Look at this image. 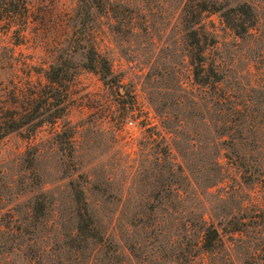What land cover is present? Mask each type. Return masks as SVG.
Listing matches in <instances>:
<instances>
[{"label": "rangeland", "instance_id": "374dc122", "mask_svg": "<svg viewBox=\"0 0 264 264\" xmlns=\"http://www.w3.org/2000/svg\"><path fill=\"white\" fill-rule=\"evenodd\" d=\"M186 1L105 0L81 25L77 0H30L22 44L0 28V114L56 59L76 66L63 119L0 139V264H264V0H203L212 87L193 77ZM239 4L255 22L235 35ZM90 45L117 86L82 68Z\"/></svg>", "mask_w": 264, "mask_h": 264}, {"label": "trees", "instance_id": "16d2710c", "mask_svg": "<svg viewBox=\"0 0 264 264\" xmlns=\"http://www.w3.org/2000/svg\"><path fill=\"white\" fill-rule=\"evenodd\" d=\"M30 0H0V28L1 33H11L18 37L16 45L22 44L26 37V31L30 22ZM105 0H77L78 13L81 25H85L92 18L94 9H101ZM217 9L213 5H206L203 0L186 1L182 9V21L185 27V36L188 40L189 63L192 66L194 80L197 84L205 87H212L218 83V78L210 67L206 72L205 59V38L203 42L197 32L196 26L200 23L202 13H215ZM231 13H224V24L235 34L242 35L254 26L255 19L250 7L246 4H239L228 10ZM203 43V44H202ZM85 62L82 68L94 72L107 85L115 87L118 82L112 74L108 60L101 56L93 46H87L83 52ZM213 71V72H212ZM203 73V74H202ZM44 79L40 86L29 85L28 91H22L17 102L13 106L4 108L0 114V139L11 132L29 130L34 132L44 124H56L63 119L67 112L70 98V83L74 80L76 66L71 57L63 60L56 59L47 66L42 72H39ZM31 87V90H30ZM66 130H61L60 135H65ZM73 132L67 134V140L70 141ZM71 150L68 149V153ZM83 216V217H82ZM80 216L81 221H85L84 228L87 229L91 223L88 214ZM86 221H90L86 224ZM90 228L92 226H89ZM86 232L84 241L95 239L91 228ZM216 230L206 229L203 234V250H211L217 243Z\"/></svg>", "mask_w": 264, "mask_h": 264}, {"label": "built area", "instance_id": "2783aa9c", "mask_svg": "<svg viewBox=\"0 0 264 264\" xmlns=\"http://www.w3.org/2000/svg\"><path fill=\"white\" fill-rule=\"evenodd\" d=\"M130 124H131V122H130Z\"/></svg>", "mask_w": 264, "mask_h": 264}]
</instances>
